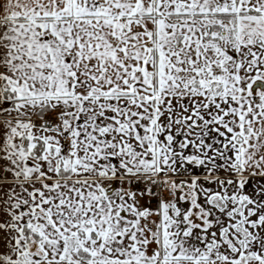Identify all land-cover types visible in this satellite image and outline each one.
<instances>
[{"label": "snow or ice", "instance_id": "1", "mask_svg": "<svg viewBox=\"0 0 264 264\" xmlns=\"http://www.w3.org/2000/svg\"><path fill=\"white\" fill-rule=\"evenodd\" d=\"M0 264H264V0H0Z\"/></svg>", "mask_w": 264, "mask_h": 264}]
</instances>
